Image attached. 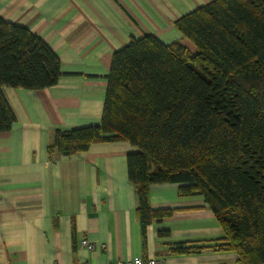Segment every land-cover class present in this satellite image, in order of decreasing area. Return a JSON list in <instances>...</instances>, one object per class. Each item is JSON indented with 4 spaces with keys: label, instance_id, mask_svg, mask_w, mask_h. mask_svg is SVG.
Masks as SVG:
<instances>
[{
    "label": "crops",
    "instance_id": "crops-1",
    "mask_svg": "<svg viewBox=\"0 0 264 264\" xmlns=\"http://www.w3.org/2000/svg\"><path fill=\"white\" fill-rule=\"evenodd\" d=\"M213 1L0 0L2 18L45 41L62 72L46 89H3L17 120L0 133V264H118L134 257L238 264L234 252L215 249L224 232L204 197L181 196L177 185L151 188V208L171 214L143 228L128 175V154L137 148L129 143L94 144L71 157L49 151L56 131L101 123L117 51L152 35L194 52L175 23Z\"/></svg>",
    "mask_w": 264,
    "mask_h": 264
},
{
    "label": "trees",
    "instance_id": "trees-1",
    "mask_svg": "<svg viewBox=\"0 0 264 264\" xmlns=\"http://www.w3.org/2000/svg\"><path fill=\"white\" fill-rule=\"evenodd\" d=\"M175 26L194 52L152 35L131 39L114 54L101 123L56 131L49 151L71 157L129 143L144 229L171 214L151 208V188L177 185L217 218L224 238L215 249L264 264V0H214ZM61 76L51 47L0 15V133L17 120L4 88L42 90Z\"/></svg>",
    "mask_w": 264,
    "mask_h": 264
},
{
    "label": "built area",
    "instance_id": "built-area-1",
    "mask_svg": "<svg viewBox=\"0 0 264 264\" xmlns=\"http://www.w3.org/2000/svg\"><path fill=\"white\" fill-rule=\"evenodd\" d=\"M0 202H1V199H0ZM82 244L83 246H86L90 251H93L95 249L94 244L89 242L88 240H84ZM118 264H164V263L158 259L144 260L141 257H134L132 259H127L125 261L119 260Z\"/></svg>",
    "mask_w": 264,
    "mask_h": 264
}]
</instances>
